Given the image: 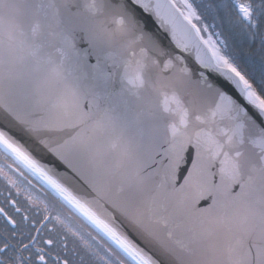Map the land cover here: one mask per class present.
I'll use <instances>...</instances> for the list:
<instances>
[{
    "label": "snow or ice",
    "instance_id": "6c2138e0",
    "mask_svg": "<svg viewBox=\"0 0 264 264\" xmlns=\"http://www.w3.org/2000/svg\"><path fill=\"white\" fill-rule=\"evenodd\" d=\"M129 5L154 16L179 54ZM212 12L249 43L259 39L258 74L210 31L203 17ZM193 51L222 83L189 71L183 54ZM0 109L84 189L76 194L0 129V154L13 170L38 179L83 221L73 228L44 206V220L78 241L75 264H264V0H0ZM186 154L191 168L177 187ZM0 175L16 187L2 167ZM9 249L0 246V264H50L44 248L35 260L20 254L28 245ZM51 264L74 262L57 254Z\"/></svg>",
    "mask_w": 264,
    "mask_h": 264
},
{
    "label": "flooded vegetation",
    "instance_id": "af4514ba",
    "mask_svg": "<svg viewBox=\"0 0 264 264\" xmlns=\"http://www.w3.org/2000/svg\"><path fill=\"white\" fill-rule=\"evenodd\" d=\"M9 165H13V167L10 168ZM0 167L8 176L16 180V187H12L4 176L0 175V208H3L8 216L15 221V225H13L8 222L7 217L0 214V246H3L5 242L9 243L8 252L11 254L14 249L19 250L23 245H28V250L20 254L25 257L32 256L33 260L36 257V249L44 248L45 252H51V256L47 257L50 264L57 254L62 258L67 257L75 264L78 257L74 254L73 249L78 241L55 221L44 220L46 215L44 206L47 204L51 215H61L65 222L73 228H78L83 221L79 217L70 216L66 207H63L51 190L47 189L38 179L27 172H25L27 177L25 179L14 171L13 168L16 165L10 156L0 154ZM18 189L19 195L17 194ZM28 196L32 197L31 203L26 198ZM12 201L16 202L15 206ZM16 207H19L21 211L16 212ZM24 216H27L28 219L25 220ZM80 231L84 232L85 229L81 228ZM33 237H35L34 242ZM49 239L54 242L51 246L44 243Z\"/></svg>",
    "mask_w": 264,
    "mask_h": 264
},
{
    "label": "water",
    "instance_id": "95a60500",
    "mask_svg": "<svg viewBox=\"0 0 264 264\" xmlns=\"http://www.w3.org/2000/svg\"><path fill=\"white\" fill-rule=\"evenodd\" d=\"M120 2H123V0H120ZM81 3H83V0H81ZM129 12L137 21L140 22L141 26L144 27L147 32L155 35L158 38V41L166 50L172 51L174 54H179L180 50L175 48L174 43L171 41L170 33L160 27L159 22L155 20L154 16L148 13H144L138 6L133 7L129 5ZM183 56L186 59V67L189 69L190 72L198 74L200 71H203L205 73V76H207L211 82L217 84L222 83L221 78H219L217 74L210 72V70L203 69L200 65L196 63L194 51L190 53H184ZM193 78H195V76ZM225 90L230 95H233L235 98H237L242 105L246 106L250 114H252L253 116L256 115L255 111L250 106H247L246 102H244L240 97L236 95L231 86H226ZM257 119L259 120V118ZM0 129L9 131V134L13 136L14 139L18 140L21 144H23L24 147L28 149L36 159L40 160L41 163L53 169L54 174H58L61 181L67 186H69L76 194L84 195V189L80 186V184L77 183L74 179L70 178L73 175L71 173V170L68 169L67 166L63 164L55 155L48 152L46 149L37 147L35 141L28 134L20 131L19 125H17L16 122L12 120L10 116H7V114L4 113L2 109H0ZM194 157L195 152L194 150H192L191 158ZM190 168L191 163L188 158V155L186 154L185 162H182L180 164V168L178 170L177 187H179V184L183 183V179L181 177L186 176L187 170ZM65 173L67 175H60ZM160 179L161 176L155 177L156 182H158ZM234 191H239V188H235ZM129 195L134 196L135 194L130 193ZM210 203L211 199L209 198L207 203L201 201L197 205V207L207 208L208 204ZM125 230L128 231L130 237L135 240L141 247H143L146 251L150 252L153 256L159 258V253L155 248L146 243L142 238H140L130 229L126 228Z\"/></svg>",
    "mask_w": 264,
    "mask_h": 264
},
{
    "label": "trees",
    "instance_id": "16d2710c",
    "mask_svg": "<svg viewBox=\"0 0 264 264\" xmlns=\"http://www.w3.org/2000/svg\"><path fill=\"white\" fill-rule=\"evenodd\" d=\"M208 2L209 0H195V3L198 5H203ZM212 2L216 4H228L230 0H212ZM198 11H203V8H199ZM221 14H223V11ZM216 15L215 12L204 13L203 18L205 23L210 25V31L222 33L220 38L225 39L229 47L242 58V63L246 62V66L255 69L258 74L262 62L259 39H257L254 44L249 43L245 36L230 32L226 22L221 26V20L218 17L214 20ZM213 24H215L216 27H211Z\"/></svg>",
    "mask_w": 264,
    "mask_h": 264
}]
</instances>
